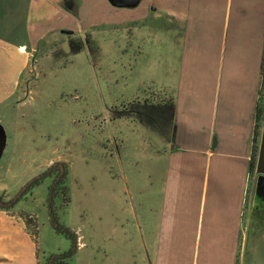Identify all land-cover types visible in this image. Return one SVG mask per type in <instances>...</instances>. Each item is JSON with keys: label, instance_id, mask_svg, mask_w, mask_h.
I'll return each instance as SVG.
<instances>
[{"label": "rangeland", "instance_id": "1", "mask_svg": "<svg viewBox=\"0 0 264 264\" xmlns=\"http://www.w3.org/2000/svg\"><path fill=\"white\" fill-rule=\"evenodd\" d=\"M28 2H2L3 28L22 24ZM68 31L73 33L38 44L16 94L0 106L6 133L0 198L9 203L31 180L65 166L70 204L57 215L61 225L78 235L71 263L142 264L143 202L152 204L154 221L162 201L172 99L155 97L154 86L139 88L137 81L143 75L164 76L166 45L153 48V42L140 40L138 55L139 41L130 39L129 25ZM167 60L173 75V50ZM259 104L253 156L264 133V65ZM256 164L253 160L236 264H264V196L253 193L256 169L263 167ZM55 174L32 186L10 209L38 244L39 264L70 249V242L50 224L48 189Z\"/></svg>", "mask_w": 264, "mask_h": 264}, {"label": "crops", "instance_id": "2", "mask_svg": "<svg viewBox=\"0 0 264 264\" xmlns=\"http://www.w3.org/2000/svg\"><path fill=\"white\" fill-rule=\"evenodd\" d=\"M1 24L0 106L16 94L38 44L63 30L129 25L138 55L142 40L166 45L164 76L137 81L172 99L154 221L152 204L143 202L142 264H236L257 160L264 0H29L20 26ZM169 49L177 57L173 75ZM0 264H38L22 218L2 209Z\"/></svg>", "mask_w": 264, "mask_h": 264}, {"label": "trees", "instance_id": "3", "mask_svg": "<svg viewBox=\"0 0 264 264\" xmlns=\"http://www.w3.org/2000/svg\"><path fill=\"white\" fill-rule=\"evenodd\" d=\"M254 149L255 147H253V152H255ZM64 170L65 173L63 174L61 181L59 183H56L55 185L49 186L47 205L49 209V219L51 228L54 230L55 233L64 236L70 242V249L64 253L53 254L48 256L47 262L45 264H72V258L74 257L77 251L78 235L72 229L61 225L59 223V218L57 215L62 208H67L70 204V190L67 186V173L65 166ZM51 177L52 175H47L45 177L40 178L39 180H36L34 186L39 185L40 183ZM57 202H59L58 206ZM15 203V199L11 200L9 203H5L3 198H0V209L9 211L12 207L16 205ZM34 243L36 245V253L39 264L38 244H36V241H34Z\"/></svg>", "mask_w": 264, "mask_h": 264}, {"label": "flooded vegetation", "instance_id": "4", "mask_svg": "<svg viewBox=\"0 0 264 264\" xmlns=\"http://www.w3.org/2000/svg\"><path fill=\"white\" fill-rule=\"evenodd\" d=\"M260 141H262V138L260 139ZM259 148H260V144H259ZM259 151H260V149L258 150V153H257V164H258V157H259ZM257 164H256V168H258L257 167ZM263 167V169L262 170H264V166H262ZM59 168V171H57L56 172V174L54 173L55 172V168H51V169H49L46 173H43L41 176H38L36 179H34V180H31L26 186H24L22 189H21V191L19 192V194L15 197V200H16V203L15 204H17L19 201H20V199L21 198H23V196L27 193V191L32 187V186H34V183H35V181L36 180H39L40 178H42V177H45V176H47V175H53V174H55V176H54V178L52 179V181H51V185H55L56 183H59L60 181H61V179H62V176H63V174H64V169L63 170H61V168L60 167H58ZM257 170V169H256ZM257 176H256V180H257V178L259 177V176H262L261 174H256ZM50 185V186H51ZM254 195L257 197L258 196V198H259V196L260 195H263L264 196V193H262L257 187H255V189H254ZM264 198V197H263ZM14 200V199H13Z\"/></svg>", "mask_w": 264, "mask_h": 264}, {"label": "water", "instance_id": "5", "mask_svg": "<svg viewBox=\"0 0 264 264\" xmlns=\"http://www.w3.org/2000/svg\"><path fill=\"white\" fill-rule=\"evenodd\" d=\"M63 34H67L70 35L73 32L72 31H68V30H63L62 31ZM6 148V133L5 130L3 129V127L0 125V160L3 156L4 150ZM258 163L259 166L262 165L264 166V133L262 135V141H261V149L259 151V157H258ZM61 170H63V167L60 166ZM256 174H263L262 176H259L257 178V188L264 193V170H256Z\"/></svg>", "mask_w": 264, "mask_h": 264}]
</instances>
